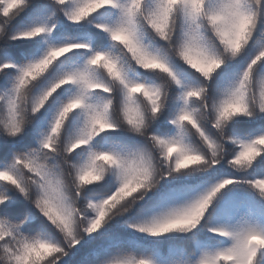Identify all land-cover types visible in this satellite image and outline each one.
<instances>
[{"label":"snow or ice","instance_id":"snow-or-ice-1","mask_svg":"<svg viewBox=\"0 0 264 264\" xmlns=\"http://www.w3.org/2000/svg\"><path fill=\"white\" fill-rule=\"evenodd\" d=\"M89 2L94 6L77 14L85 0H0V91L8 97L9 113L13 118L18 115L25 89L47 96L22 135L14 141L0 137V168L15 167L18 157L12 154L35 148L50 125L53 132L62 130L65 140L77 131L89 138L73 147L69 158L74 161L83 158L89 145L102 149L91 153L90 162L106 157L113 171L93 178L85 194L90 207L99 202L114 206L89 221L83 239L72 234L67 264H264V199L260 198L264 152L249 169L238 172L224 162L203 167L204 154L183 144L185 126L194 145H200L201 139L211 142L209 134L217 135L207 114L187 107L184 88L193 86L187 96L205 106L221 94L239 96L256 72H264V21L246 47L234 59L222 61L209 77L206 98L202 87L195 90L204 82L201 71L168 47L169 33L179 38L199 28L203 3L197 7L193 0ZM207 3L210 7L212 0ZM177 17L186 32L173 28ZM149 58L166 65L175 80L166 106L154 109L158 119L151 125L153 137L126 131L112 113L110 99L115 97L114 103L126 108L139 94L136 82L161 80L162 73L148 68ZM109 63L123 66L126 75L111 76L104 71ZM93 70L119 85L113 88L105 82L91 88L108 98L102 107L87 102ZM260 107L264 110V104ZM236 111L228 130L242 137L238 148L252 149L258 138L264 141V115L253 118L239 108ZM49 140L46 137L45 143ZM154 143L167 148V157L160 159L167 158L169 164L168 174L159 177L155 186L154 170L147 163ZM176 145L189 155L173 162ZM229 149L232 157L237 145L230 144ZM13 196V202L0 203V214L14 221L25 216L30 204L14 189ZM116 212L120 215H113ZM34 215L37 222L29 223L26 230L37 231L43 225L60 236L54 225ZM20 228L21 224L0 221V240ZM31 247L23 245L25 251ZM21 258L15 256L18 262ZM37 258L43 259L38 253Z\"/></svg>","mask_w":264,"mask_h":264},{"label":"clouds","instance_id":"clouds-1","mask_svg":"<svg viewBox=\"0 0 264 264\" xmlns=\"http://www.w3.org/2000/svg\"><path fill=\"white\" fill-rule=\"evenodd\" d=\"M193 2L197 7L202 3L204 5V11L197 22L199 28L191 35H182L179 38L169 33L168 47L190 66L201 71L204 82L202 86H195V90L199 91L202 87L207 98L208 89L211 87L209 77L215 73L222 61L234 59L260 29L261 22L264 21V0H212L210 7L207 0ZM93 6L89 0H85L84 6L76 9L77 14L86 13ZM158 23L163 29L164 20L161 19ZM173 28L177 30L183 28L185 32L187 31L180 17L173 20ZM2 38L3 33H0V39ZM146 63L149 69L162 73L161 80L151 84L136 82L139 94L130 99L126 108L124 105L117 106L114 103L115 97L110 99L113 101L112 113L126 131L153 137L151 125L158 119L154 115V109L166 106L172 95L175 80L173 73L160 60L149 58ZM96 71L93 70L89 77L87 102L102 107L108 98L102 93L92 92L91 88L105 82L113 88L119 85L112 79L105 81L96 75ZM104 71L113 77L121 73L126 75L127 72L123 66L114 63L107 64ZM191 90L193 86L184 88L187 107L196 109L198 113L207 114L217 127V135L209 134L211 142L201 139L200 145H194L185 126L183 144L195 148L196 154H204L207 163L202 166L205 168L211 167L212 163L224 162L234 171L243 172L249 169L264 152V141L258 138L252 149H240L238 144L242 137L230 132L227 124L237 115V108L249 113L253 118L264 115V110L260 107L264 104V72H256L239 96L229 98L227 94H221L207 106L194 97L189 98L187 93ZM46 99L44 93L34 94L30 89H25L16 109L18 115L13 118L8 109V97L0 91V137L14 141L17 136L22 135ZM220 112H224L225 115L221 117ZM142 124L144 127L141 131ZM52 127L54 125H50L49 130L41 134L35 148L12 154L13 157H18L15 167L0 168V203L13 202L14 189L30 204V210L17 220H10L6 215L0 214V221L5 225L21 224L19 231L13 229V236H6L0 240V264H67L66 252H71L72 234L83 239L84 229L89 226V221L114 206L99 202L96 206L90 207V198L85 194V186L93 183V178L99 179L101 175L113 171L106 157L91 159L90 162L91 153L102 149H95L89 145L83 158L74 161L69 158L73 147H79L80 143L87 142L89 138L77 131L65 140L62 130L53 132L50 130ZM46 137L50 138L47 143ZM230 144L237 145L232 157L229 156ZM161 155L167 157V148L154 143L151 158L147 161L156 176L154 186L158 185L159 177L168 174V159H160ZM171 155L175 162L189 153L181 145H176ZM196 163L199 165L200 161ZM260 198L264 199V196ZM34 213L45 222L54 225L60 236L51 234L43 225L37 231L26 230L29 223L37 222V215ZM113 215H120V212ZM25 243L33 247L25 251L23 248ZM37 253L43 259H38ZM15 256L22 258L18 262Z\"/></svg>","mask_w":264,"mask_h":264}]
</instances>
